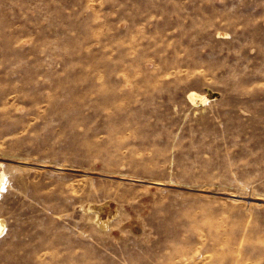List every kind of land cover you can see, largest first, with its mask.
I'll return each mask as SVG.
<instances>
[{"label": "rangeland", "instance_id": "374dc122", "mask_svg": "<svg viewBox=\"0 0 264 264\" xmlns=\"http://www.w3.org/2000/svg\"><path fill=\"white\" fill-rule=\"evenodd\" d=\"M0 170V264H264V0H0Z\"/></svg>", "mask_w": 264, "mask_h": 264}, {"label": "bare ground", "instance_id": "6f19581e", "mask_svg": "<svg viewBox=\"0 0 264 264\" xmlns=\"http://www.w3.org/2000/svg\"><path fill=\"white\" fill-rule=\"evenodd\" d=\"M187 97L188 99L193 102V103H203L207 100V95L203 94L201 92H198L196 90H190L187 93ZM5 179V171L4 170H0V189L2 187L3 181ZM90 209V206L87 207V210ZM101 209V207H97L96 210V215H95V222L100 226V227H106L108 219H103L100 217V215L97 213L99 210ZM4 224H5V220L0 217V237L2 236V234L4 233Z\"/></svg>", "mask_w": 264, "mask_h": 264}]
</instances>
